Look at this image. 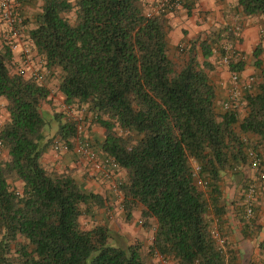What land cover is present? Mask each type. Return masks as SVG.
Here are the masks:
<instances>
[{
    "label": "trees",
    "instance_id": "obj_1",
    "mask_svg": "<svg viewBox=\"0 0 264 264\" xmlns=\"http://www.w3.org/2000/svg\"><path fill=\"white\" fill-rule=\"evenodd\" d=\"M23 1L24 33L41 59L43 79L13 71L15 53L2 33L0 264H145L142 242L121 246L105 222L83 226L84 215L106 209L102 195L86 192L70 168L42 162L55 141L74 148L80 123L55 113L58 127L45 133L41 108L52 103L49 77L56 78L64 106L82 109L102 129L99 150L126 175L115 189L125 219L138 211L154 231L150 254L177 264H241L224 228L221 184L227 175L238 181L241 196L232 204L240 207L243 237L258 234L254 214L244 219L243 192L247 148L264 165L262 44L253 51L256 74L242 95L243 111L234 104L225 110L227 97L219 96L207 68H214L215 51L224 54L222 40L234 42L230 27L183 42L177 68L166 18L175 9L147 17L143 0H40L25 15L30 0ZM232 10L264 18V0H236ZM247 66L230 62L228 70ZM193 164L200 166L197 175ZM197 176L208 179L206 189ZM215 225L223 245L212 234ZM259 249L263 255L264 238Z\"/></svg>",
    "mask_w": 264,
    "mask_h": 264
},
{
    "label": "crops",
    "instance_id": "obj_2",
    "mask_svg": "<svg viewBox=\"0 0 264 264\" xmlns=\"http://www.w3.org/2000/svg\"><path fill=\"white\" fill-rule=\"evenodd\" d=\"M156 0H143V5L145 9L150 8ZM181 7L179 9H185V14H181L180 16L174 15L173 11L168 12L166 14L167 18V24L169 26L168 30V39L170 48L173 46H176L178 43L185 42L189 40L190 38H193L199 33H202L204 31L208 32V29L211 26V22H214V25L220 24L219 26H224L223 24H226L227 20L229 19V16L233 14L231 12L228 14L231 9H235L236 6V0H182ZM190 11V12H189ZM215 16V19L213 18ZM211 19V22H210ZM242 21L244 22L243 30L240 34V41L238 43V46L241 50L248 49L250 44H256L260 42L258 32L261 29V27H264V18L260 16H242ZM185 44V43H184ZM16 60L19 61L18 53ZM220 70H223L220 73H216V77H212V79L220 78V76L223 77V75L227 72H229L228 68L226 67H220ZM247 69H245L242 72V75L247 73ZM228 75V73L226 74ZM215 81V80H214ZM0 103L3 104V100L0 99ZM50 104V103H48ZM53 104V103H52ZM42 113L43 110H42ZM44 115V114H43ZM5 118L7 117V113H4ZM44 117L48 120V117L44 115ZM96 130V128H93V131ZM93 144L95 148L99 150V142L102 140V133L101 134H93ZM42 162L46 165L53 166L56 169H65L70 168L73 171L74 176L76 177L77 181L80 183V185L83 187V189L86 192H95L102 195V197L105 200L106 209H95L92 212H90L88 215H92L93 213H96L98 210L104 211L103 213H106V211H114L117 210L119 213L120 210H123L121 208V197L118 196L117 198L113 197H107L109 201L107 200L106 196L104 195L103 190L104 188H109L110 184L103 183L99 177L95 176V178L92 177L90 174V165L86 164L85 162L79 161V157L74 152V150H68V151H58L55 152L52 148H50L42 157ZM80 164L84 167H80ZM88 172V173H87ZM90 176V177H89ZM229 179L227 180V177L223 180L221 184V191L223 194V200H226V215H225V223L224 228L227 230V236L229 243H231V246L237 251V254H243L247 252L248 246H254V252L256 254L260 253L259 249V242L264 238V205L261 206L260 210L257 213V204H262L264 200H262L261 196L264 195V182L259 185L258 189V195L255 206H254V218H255V224L261 227V231L253 235L251 238H244L241 230V223H240V216L241 213H238L237 210L240 209V207H237L232 204V202H238L239 198L232 195L234 193L235 189H237L238 181L234 180V176L228 175ZM247 176V175H246ZM126 175L123 170H120L118 174L116 175V181L119 179L125 180ZM229 184H232V187L227 190L225 189V184L227 182ZM94 189V190H93ZM240 190V189H239ZM115 191V190H113ZM113 191H108V193H113ZM107 193V194H108ZM114 196V195H112ZM120 201V202H119ZM225 201V202H226ZM263 201V202H262ZM119 205H116L118 204ZM240 203V202H239ZM115 206V207H112ZM102 213V214H103ZM139 213V212H138ZM257 215V218H256ZM90 220V219H87ZM107 219L105 218V221ZM94 222H90V225ZM124 225V224H123ZM231 241V242H230ZM263 258V257H262ZM257 260H259L257 258ZM262 263H256L255 264H264V258L261 261Z\"/></svg>",
    "mask_w": 264,
    "mask_h": 264
},
{
    "label": "built area",
    "instance_id": "obj_3",
    "mask_svg": "<svg viewBox=\"0 0 264 264\" xmlns=\"http://www.w3.org/2000/svg\"><path fill=\"white\" fill-rule=\"evenodd\" d=\"M23 0H0V24L3 25V33L5 39L10 44L11 49L16 51L20 47L18 58L20 66L18 72L24 76H30L35 81L39 82L43 79V75L39 72L42 64L34 65L32 61V50L29 47L25 35V26L23 18L20 16V8ZM181 0H156L155 3L146 10L147 17L153 15H159L163 12H168L170 9H179L181 7ZM170 10V11H171ZM240 28L237 26L234 28L236 35L240 34ZM260 43L264 47V28L260 29ZM224 54L220 55V62L229 67L230 62H238L245 60L244 56L231 45L225 43L223 45ZM229 85L227 87V101L223 103V108L226 110L230 108L231 104L234 106H240V100L243 93L250 88L254 81V77H244L238 72H229ZM0 116V125L2 124ZM1 146V142H0ZM52 149L55 152L68 151V145L55 141ZM74 152L79 157V161L85 162L90 165V174L92 176L99 177L102 181H108L114 184L116 189V175L119 172V167L116 161L100 150L95 148L93 142L87 137L84 128L81 123L77 126V135L74 139ZM247 165L246 168L251 171L250 177L244 194V219L246 222H250L254 214L255 201L257 199V193L259 185L264 182V165L258 151L247 148ZM200 171V166L193 164V173L197 175ZM196 183L202 189H206L208 186V179L203 177H196ZM213 236L219 241L220 245H223V238L219 235L217 226L212 229Z\"/></svg>",
    "mask_w": 264,
    "mask_h": 264
},
{
    "label": "rangeland",
    "instance_id": "obj_4",
    "mask_svg": "<svg viewBox=\"0 0 264 264\" xmlns=\"http://www.w3.org/2000/svg\"><path fill=\"white\" fill-rule=\"evenodd\" d=\"M39 3H40V0L26 1L24 3L25 15H30L33 11H35V8H36V6L39 5ZM231 12H233V10L230 11L228 14H230ZM173 13H174V15L176 14V16H180L181 14H185V9H176L173 11ZM213 18L215 19V16ZM210 22H211V19H210ZM216 23H218V22H216ZM216 23L214 25V22H211V26L208 29V32L204 31L205 35L212 33V32H215L217 29L222 28V27H226V26L230 27V29L232 30L233 35L235 37V40H234V42H232V41H227V39H224L221 42V45H222L221 47L223 48V45L225 43L231 45L232 47H235L244 56L245 61H248V66L246 68L248 71L246 74H244V77H250V76L254 77L256 72H255V69H254V66L252 63L253 62V51L260 42H258L256 44H250L248 49H244V50L240 49V47L238 46V43L240 41V34H241L243 27H244V22L242 21V16H239L235 12H233V14H231L229 16V19L227 20L226 24H223L224 26H219L220 24L218 25ZM237 26L240 28V30H239L240 34L239 35H236L234 32V28ZM261 28H264V27L262 26ZM3 29H4L3 25L0 24V45L2 43V33H3L2 31H3ZM258 35H259V40H260V32H258ZM195 37H193V38H195ZM184 45L185 44L183 42L180 44L178 43L176 46L171 47V50H170L171 57L173 58L177 68L182 64L183 58L185 57L184 50H181V48ZM19 51H20V47L18 50L14 51V53H15V60H14L15 66L13 67V71H17V69L20 66L18 60H16L17 53H19ZM32 54H33V57H32L33 64L34 65L41 64L42 62H41L40 57H38L33 51H32ZM261 58L264 60V50L261 53ZM211 60H212V63L214 64V68L212 70L207 68V72L209 74L210 80L215 84V87L217 89L219 96L225 100L227 97V87L229 85V74L230 73L227 72L228 75H226L227 73H225L223 75V77L220 76V78L212 79V77L213 76L216 77L217 72L220 73L223 71V70H220L221 69L220 67H226V68H228V67L223 65L220 62L218 50L215 51V56H213L211 58ZM45 81H46L47 85L49 86V88L51 89V97H52V103H53V104L52 103L48 104V103L44 102L42 104V108H41L44 112L43 114L48 117V126L45 128V133L48 136H51L52 134H54V132L56 131V129L58 127V120L56 118H54L55 113H62L63 116L65 113V115H70L71 117H74L75 119L79 120L80 123L82 124L83 128H84V131H85L87 137H89L92 142H93V138H92L93 134H97V133L103 134L102 129H100L98 126L92 124V122H90L89 115L84 113V111L82 109L75 107V106L74 107L64 106V104L62 102V96L60 95L58 88H57L56 78L49 77L48 79H45ZM241 100H240V102H241ZM242 106H243L242 103H240V111L241 112L243 111ZM4 113H5V110L3 109V104L0 103V116H1L2 121H5V119H6L4 116ZM93 128H96V130L93 131ZM80 167L82 168L84 166H82V164H80ZM244 171H245V177H247V178L250 177L249 175L252 174L251 171L247 168H245ZM226 177L228 180L229 176L227 175ZM93 178H95V176ZM103 183L110 184L108 181H104ZM113 185L114 184H110L109 188H107V189L104 188L103 194L108 195V196H106V198L107 197L117 198L118 196H120L117 191H113V190H115V188H114L115 186H113ZM231 187H232V184H229V182H227L225 184V189L229 190ZM239 188H240V186H237V189H235L234 193H232L234 198L237 197L240 199L241 190H239ZM110 190L113 191V193H108V191H110ZM112 195H114V196H112ZM257 195H258V193H257ZM261 198H262V200H264V195H262ZM257 199L259 200V198H257ZM107 200L109 201L108 198H107ZM116 205H119V203ZM262 205H264V202L262 204H257V213L260 210ZM112 207H115V206L112 205ZM118 210L120 211L119 213H117L118 212L117 210L110 211V212L106 211V213H103L104 211L98 210L96 213H93L91 216L86 214L82 217L83 226L87 228L90 226V222H94V223L105 222L108 224V226L110 228L113 241L120 244L121 246H125V245H127L129 243H133L135 241L142 242L143 243L142 253L144 256L145 264H177L173 259L163 260L159 256H155V255H152L149 253L148 247L152 243L154 231L142 223L143 219L141 218L140 213H138V211H134V213L132 214V219L127 221L125 219L124 210H120V209H118ZM105 218L107 219L106 221H105ZM256 218H257V215H256ZM87 219H90V220H87ZM254 248H255L254 246L249 245L247 252L244 253V255L238 254L239 261L241 264H255V262L256 263H259V262L262 263L261 261L264 258V253H263V255L261 253L256 254L254 252ZM257 258L259 260H257Z\"/></svg>",
    "mask_w": 264,
    "mask_h": 264
}]
</instances>
